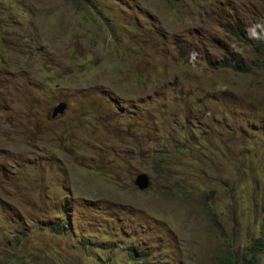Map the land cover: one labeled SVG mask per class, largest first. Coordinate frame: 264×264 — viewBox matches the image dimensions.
Returning <instances> with one entry per match:
<instances>
[{
	"label": "rangeland",
	"instance_id": "obj_1",
	"mask_svg": "<svg viewBox=\"0 0 264 264\" xmlns=\"http://www.w3.org/2000/svg\"><path fill=\"white\" fill-rule=\"evenodd\" d=\"M263 3L0 0V264H213L253 241L264 56L233 31L263 30ZM235 52L249 71L219 66Z\"/></svg>",
	"mask_w": 264,
	"mask_h": 264
},
{
	"label": "trees",
	"instance_id": "obj_2",
	"mask_svg": "<svg viewBox=\"0 0 264 264\" xmlns=\"http://www.w3.org/2000/svg\"><path fill=\"white\" fill-rule=\"evenodd\" d=\"M76 2L77 0H72ZM264 11V6H258L256 9L254 8L253 12L250 13L252 19L258 18L262 16V20L264 21V14L261 15ZM246 17H241L240 14L237 13L234 19L235 27L233 34L239 38H249L253 37L248 33V28L246 26L247 21ZM255 37L257 38V48L256 54L258 57L264 56V31H258L255 33ZM219 66L221 68L231 69L237 72H247L253 66V62L244 58L239 52H235L230 54L227 57L222 58L219 61ZM216 224L220 225L216 222ZM67 225V223H66ZM262 228L260 229V234L256 236L253 241L247 244L243 250L239 251L237 254L232 251H226L219 255L213 264H260L259 260L261 255L264 254V221L262 224ZM67 227L62 224H53L51 226L52 232H57L59 234H64L66 232Z\"/></svg>",
	"mask_w": 264,
	"mask_h": 264
},
{
	"label": "water",
	"instance_id": "obj_3",
	"mask_svg": "<svg viewBox=\"0 0 264 264\" xmlns=\"http://www.w3.org/2000/svg\"><path fill=\"white\" fill-rule=\"evenodd\" d=\"M66 108V102H59L53 109L52 117H56L57 115L64 113ZM134 183L140 190H145L150 186V177L146 173H140L136 176Z\"/></svg>",
	"mask_w": 264,
	"mask_h": 264
},
{
	"label": "clouds",
	"instance_id": "obj_4",
	"mask_svg": "<svg viewBox=\"0 0 264 264\" xmlns=\"http://www.w3.org/2000/svg\"><path fill=\"white\" fill-rule=\"evenodd\" d=\"M263 4H264V3H263ZM263 4H260V5H258V6L263 7V6H264ZM250 5H251V3H250ZM258 6L253 7V9L250 8V11H251V12H249V13H252L253 10H254V8L256 9ZM238 14H239V13H238ZM260 17H261V19H262V16H260ZM262 22H263V20H262ZM251 30H252V33H253V34H250V35H251L252 37H255V33H257L258 31H264V29H263V30H262V29L253 30L252 28H251ZM249 31H250V30L248 29V32H249ZM262 226H263V225H262ZM261 228H262V227H261ZM259 262H260V264H264V254L261 255Z\"/></svg>",
	"mask_w": 264,
	"mask_h": 264
}]
</instances>
